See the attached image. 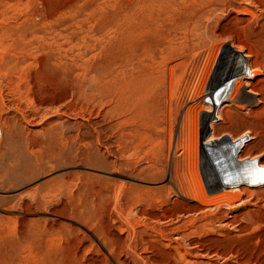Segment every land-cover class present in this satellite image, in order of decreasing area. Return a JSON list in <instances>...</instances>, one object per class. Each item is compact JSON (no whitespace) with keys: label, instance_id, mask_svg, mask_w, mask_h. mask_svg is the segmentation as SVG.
I'll use <instances>...</instances> for the list:
<instances>
[{"label":"rangeland","instance_id":"obj_1","mask_svg":"<svg viewBox=\"0 0 264 264\" xmlns=\"http://www.w3.org/2000/svg\"><path fill=\"white\" fill-rule=\"evenodd\" d=\"M199 1L0 0V264H264L263 185H250L249 188L255 194L246 193L239 204L226 206V202L223 204L220 200L208 209L201 208L199 203H196L197 208L194 207V201L186 200L174 191L177 176L173 162L178 160V172L184 168L186 175L189 167L178 146L180 141L175 139L178 124L173 123L174 110L186 95L185 91H181L185 84L182 81L189 78V69L192 70L195 64V60L190 57L205 48L204 42L200 40L207 39V31L209 33L210 29L216 27L215 32L223 37L234 39L235 36L236 40L240 35L248 36V43L253 42L264 55V0ZM194 3L197 9L195 5L191 6ZM140 5L146 11L143 8L141 11ZM137 10L141 12H135ZM152 19L155 22L150 21ZM236 19L239 21L235 22ZM183 20H189V24L197 22V28H192L198 34L192 29L187 31L188 35H184L181 28ZM119 21L123 27L126 25L124 30ZM143 22H151L149 28L147 24L144 27L147 30L143 29ZM136 23L142 26L141 30ZM205 25L207 31L204 30ZM234 25L244 28H231ZM133 29L136 31L130 34ZM119 30L130 31L125 32V35L122 33L123 36ZM156 31L161 38L156 36ZM136 34L140 35V40L138 35L133 36ZM251 34L258 35L255 37ZM122 36L127 41L131 39L133 44ZM185 36L197 40L198 44L192 50L188 49L187 44L193 40ZM258 36L263 38L259 39ZM162 37L168 42H164ZM185 41L189 43L185 45ZM256 42H260L258 44L262 45V50ZM171 46H175V49ZM131 50L134 52H129ZM172 50L177 52L173 53ZM183 50L189 54L185 51L184 54ZM143 53L146 56H142ZM183 59L190 62L182 63ZM151 62L149 68L148 63ZM162 67L165 68L162 70ZM155 69L156 72L153 71ZM178 70L181 74H178ZM112 72L119 79L109 78ZM136 73V77L141 76L143 79H135L133 76ZM167 76L176 82L169 81ZM154 77L155 81L152 79ZM157 78H160L159 82ZM129 79L133 82L131 85L125 82ZM143 80L152 85L145 83L147 86H140ZM257 81L255 83L258 86L255 83L254 86L257 92L262 87L258 92L261 99L257 96L261 101L257 106L244 103V110L238 111V121L225 125L230 130L235 127L233 136L250 126V132L256 136L255 141L264 138V82L261 83L264 81V70ZM170 82L171 89L168 90ZM138 86L146 89V93H140L144 89ZM130 90L135 91L132 94L134 96L138 92L143 94L141 97L138 94L139 98L135 96L137 103L133 101ZM124 94H130L127 95L130 100L127 96L123 98ZM176 96L181 99L177 100ZM127 100L130 102L126 103ZM247 108L249 111L252 108L253 114ZM172 123V131L175 132H172L170 139L167 125L171 126ZM198 137L197 164L194 167L206 187L201 167L202 138L200 134ZM240 141H248V136L236 142ZM261 147V144L255 145L250 150L255 153ZM169 175L171 183L167 181ZM214 195L207 194L212 198ZM172 254L173 257L174 254L179 256L174 259Z\"/></svg>","mask_w":264,"mask_h":264},{"label":"bare ground","instance_id":"obj_2","mask_svg":"<svg viewBox=\"0 0 264 264\" xmlns=\"http://www.w3.org/2000/svg\"><path fill=\"white\" fill-rule=\"evenodd\" d=\"M159 1V0H158ZM199 1V0H198ZM206 1V0H205ZM244 1V0H243ZM20 2V1H19ZM138 2V1H137ZM200 3H202L201 1H199ZM249 2V1H248ZM25 3V2H24ZM145 3V2H144ZM243 3V2H242ZM142 4V3H141ZM150 4V3H149ZM208 4H209V2H208ZM207 4V5H208ZM217 4V3H216ZM26 5V4H25ZM136 5V4H135ZM183 5V4H182ZM184 5H186V13L188 12L187 11V3H185ZM190 5V4H189ZM193 5H195V3L194 4H192L191 6H193ZM141 6V5H140ZM139 6V8H141L140 10L142 11V8H143V10H144V7H140ZM148 6H150V5H148ZM196 6H197V4L195 5V8H196ZM199 6V5H198ZM244 6H245V4H244ZM264 6V5H263ZM212 7V9H213V6H211ZM210 7V8H211ZM216 7V6H215ZM247 7V6H246ZM246 7H244L245 8V10H246ZM254 7V6H253ZM20 8V7H19ZM176 8V7H175ZM183 8H184V6H183ZM198 8V7H197ZM196 8V9H197ZM202 8V7H201ZM210 8H208V9H210ZM230 8V7H229ZM14 9V8H13ZM35 9V8H34ZM136 9V8H135ZM185 9V8H184ZM184 9H182V11L184 10ZM189 9V8H188ZM190 9L192 10V8L190 7ZM207 9V10H208ZM252 9V8H251ZM17 10V9H16ZM131 10V9H130ZM139 10V9H138ZM135 11V12H139V11ZM200 10V9H199ZM205 10H206V8H205ZM204 10V11H205ZM214 10V9H213ZM216 10V9H215ZM248 10V9H247ZM133 11V10H132ZM140 11V12H141ZM144 11H146V10H144ZM143 11V12H144ZM190 11V10H189ZM219 11V10H218ZM228 11V10H227ZM249 11V10H248ZM255 11V10H254ZM128 12V11H127ZM139 12V13H140ZM153 13H154V11H152ZM160 12V11H159ZM181 12V11H180ZM184 12V11H183ZM183 12H181V14H183ZM184 12V13H185ZM199 12V11H198ZM213 12V11H212ZM215 12V11H214ZM222 12V11H221ZM245 12H247V11H245ZM151 13V12H150ZM193 13V12H192ZM207 13H208V11H207ZM223 13V12H222ZM124 14V13H123ZM143 14V13H142ZM144 14H147V13H144ZM180 14V13H179ZM190 14V13H189ZM200 14H202V13H200ZM249 14V13H248ZM247 14V15H248ZM254 13H252V14H250L251 16L253 15ZM257 14V13H256ZM1 15V14H0ZM132 15V14H131ZM134 15V14H133ZM138 15V14H137ZM174 15V14H173ZM183 15H187V14H183ZM223 15V14H222ZM2 16H3V14H2ZM23 16H25V15H23ZM125 16V15H124ZM136 16V15H135ZM135 16H133V17H135ZM147 16V15H146ZM176 16H178V15H176ZM179 16H181V15H179ZM188 16V15H187ZM192 16V15H191ZM205 16V19H206V15H204ZM212 16V15H211ZM26 17H28V16H26ZM128 17V16H127ZM138 17V16H137ZM140 17H141V15H140ZM144 17H145V15H144ZM148 17V16H147ZM164 17V16H163ZM189 17V16H188ZM207 17L209 18V20H210V17L207 15ZM4 18V17H3ZM129 18V17H128ZM146 18V17H145ZM145 18H143V19H145ZM148 18H150V17H148ZM158 18V17H157ZM190 18V17H189ZM203 18V17H202ZM212 18V17H211ZM213 18H214V16H213ZM236 18V17H235ZM255 18V17H254ZM16 19V18H15ZM14 19V20H15ZM122 19V18H121ZM138 19V18H137ZM143 19H142V21H143ZM151 19V18H150ZM186 19V18H185ZM204 19V20H205ZM220 19H221V17H220ZM245 19V18H244ZM126 20V19H125ZM136 20V19H135ZM134 20V22H136ZM139 20H140V18H139ZM148 21H149V19H147ZM197 20H199V19H197ZM208 20V21H209ZM212 20V19H211ZM210 20V21H211ZM237 20V19H236ZM243 20V19H242ZM242 20H240V21H242ZM150 21H154L155 22V20H150ZM185 20H183V23L181 24V28H182V33H183V31L185 32V33H183L184 35L186 34V35H188V30H189V32L193 29L192 27H194L195 28V26H196V28H197V22H194V23H190L189 24V20H186V21H188V22H184ZM201 21H203V20H201ZM200 21V22H201ZM207 20H206V22H208ZM233 21V20H232ZM239 20H237V21H235V22H238ZM247 21V20H246ZM19 22V21H18ZM117 22V21H116ZM123 22V21H122ZM121 22V23H122ZM134 22H132V23H134ZM174 22V21H173ZM216 22H217V20H216ZM252 22V21H251ZM264 22V21H263ZM23 23V22H22ZM139 23H141V25H142V22H140L139 21ZM144 24H145V22H143ZM151 23V22H150ZM149 23V24H150ZM159 23V22H158ZM171 23V22H170ZM180 23V22H179ZM203 23V22H202ZM210 23V22H209ZM228 23V22H227ZM243 23V22H242ZM255 23V22H254ZM15 24V23H14ZM147 24V27H148V22L146 23ZM146 24L145 25H143V29H145L144 27H146ZM153 24H155V23H153ZM152 24V25H153ZM214 24V23H213ZM237 24V23H236ZM235 24V25H236ZM259 24V23H258ZM107 25V24H106ZM117 25V24H116ZM119 25H120V21H119ZM131 25V24H130ZM129 25V26H130ZM136 25H137V23H136ZM172 25V24H171ZM207 25H208V23H207ZM215 25V24H214ZM230 26L231 28H234V29H236L237 28V26ZM7 26V25H6ZM18 26V25H17ZM111 26H113V24L111 25ZM118 26V25H117ZM121 27H123L122 25H120ZM126 26V25H125ZM124 26V27H125ZM137 26H139V25H137ZM157 26V25H156ZM175 26H176V23H175ZM204 26V25H203ZM210 26V25H209ZM216 26H217V24H216ZM239 26V25H238ZM241 26V25H240ZM243 26V25H242ZM247 26V25H246ZM245 26V27H246ZM116 27V26H115ZM114 27V28H115ZM124 27L123 28H121L122 30H124ZM134 27V26H133ZM248 27V26H247ZM246 27V28H247ZM264 27V26H263ZM110 28V27H109ZM117 28V27H116ZM127 28V27H126ZM132 28V27H131ZM135 28V27H134ZM137 28H142V26L140 27H137ZM149 28V27H148ZM151 28V27H150ZM159 28V27H158ZM172 28V27H171ZM177 28H179V27H177ZM205 28H206V25H205ZM220 28H222V27H220ZM238 28H244V27H238ZM238 28L236 29V30H238ZM14 29V28H13ZM113 29V28H112ZM128 29V28H127ZM126 29V30H127ZM152 29L153 30H155L156 28H155V26L153 25V27H152ZM160 29V28H159ZM167 29V28H166ZM172 29H176V27L175 28H172ZM180 29V28H179ZM199 29H204V28H201V27H199ZM198 29V30H199ZM215 29H216V27H215ZM215 29L213 28V29H210L209 30V33H208V31H207V28L206 29H204V30H206L207 31V39H204V40H200V41H203L204 42V46H205V48L203 49V50H200V52H196V53H193L192 54V56L190 57L191 59H193V60H195V64L193 65V68H192V70H190L189 69V72H190V76H189V78L187 79V81H186V79L185 80H181L182 82H184L183 84H184V90H181V91H185V98H184V100L179 104V103H177V102H175V103H177V107H176V109L174 110V122L173 123H177L178 124V132L176 133V138L175 139H178L180 142H178L179 144H178V146H180V148H181V150H182V155H183V157L184 158H186V160H187V164H188V174L186 175L185 174V172H183L184 171V168H183V171L182 172H178V160H176L174 157V159H175V161L173 162V163H175V168H173V170L174 171H176L175 172V174H176V178H177V183L175 184V190L174 191H177L178 192V194L180 193V195H182V196H184L185 197V199L186 200H190V201H194L195 202V205H193L194 207H196V203H199L198 205H201V206H199V208L201 207V208H209L210 206H211V204L212 205H214L215 206V203L217 204V203H219V202H221L222 201V203L223 202H226V204L225 203H223V204H225L226 206L228 205V206H230V205H233V204H239V203H241L242 201H243V197L245 196V194L246 193H248L249 195H252L253 193L255 194V191L254 192H252V190H251V188H249V186L251 185V186H256V185H263V187H264V178H262V176H261V174H260V172L258 171V169H264V159H262L263 157H264V138L263 139H260V140H256L255 141V139H256V136L254 135V134H252V132H250V129L249 128H251L249 125V128H243V131L242 132H240V134H238L237 136H233L232 134L234 133L233 131H234V128H232V130H230L229 128V126H228V128L225 126L226 124H235V122L236 121H238V111H240L242 108H243V106H244V103L246 104V103H253V105L255 104V106H257L258 104V102L259 101H261L260 99H261V97H260V93H259V95H258V92H259V90L262 88H260V86L258 87V92H257V89H256V87L254 86V83L258 80V76H259V74L261 73V71H263L264 70V55L259 51V49L255 46V45H253L252 43H248V36L247 37H241V35L240 36H236L237 37V39L235 40V36H234V39L233 38H231L230 36H225V37H223L221 34H219V33H217V32H215ZM240 29V30H241ZM249 29H251V28H249ZM116 30V29H115ZM122 30H119V31H117V32H119V33H124V35H125V32H129L130 30H128V31H124V32H121ZM134 30L135 29H133L132 30V32H130V34L131 33H133L134 32ZM141 30V29H140ZM145 30H147V28L145 29ZM152 30V31H153ZM177 30V29H176ZM194 31H195V29H193ZM203 30V31H204ZM220 31H221V29H219ZM243 30V29H242ZM4 31V30H3ZM109 31V30H108ZM111 31H113V30H111ZM136 31V30H135ZM144 30H142V32H143ZM151 31V30H150ZM157 31H159V32H161L160 30H157ZM156 31V32H157ZM201 31V30H200ZM200 31H199V33H200ZM225 31V30H224ZM228 31H229V29H228ZM228 31H226V32H228ZM263 31V30H262ZM261 30H260V32H262ZM106 32H107V30H106ZM116 32V31H115ZM138 33H142L141 31L139 32V31H137ZM148 32H149V30H148ZM167 32L169 33V31L167 30ZM166 32V33H167ZM172 32H174V31H172ZM177 32V31H176ZM187 32V33H186ZM196 32V31H195ZM198 32V31H197ZM196 32V34H198ZM223 32V31H222ZM234 32V31H233ZM241 31H239L238 33H240ZM250 32V31H249ZM253 32V31H252ZM264 32V31H263ZM102 33H103V31H102ZM108 33V32H107ZM106 33V34H107ZM113 33V32H112ZM150 33H152V32H150ZM165 33V34H166ZM167 33V34H168ZM178 33V32H177ZM179 33H181V31H179ZM181 33V34H182ZM201 33H203V32H201ZM224 33V32H223ZM236 33V32H235ZM244 33H246V31H244ZM244 33H243V36H244ZM2 34V33H1ZM59 34V33H58ZM144 34V33H143ZM146 34H147V32H146ZM154 34H155V32H154ZM192 34H193V32H192ZM195 34V36L197 37V35ZM227 34V33H226ZM229 34V33H228ZM231 34H233L234 35V33H232V29H231ZM247 34H248V30H247ZM259 34V33H258ZM258 34H256V35H258ZM261 34V33H260ZM259 34V35H260ZM264 34V33H263ZM262 34V35H263ZM4 35V34H3ZM2 35V36H3ZM123 35V34H122ZM123 35V36H124ZM127 36H128V34H126ZM138 34H136V35H133V36H137ZM161 35V34H160ZM169 35V34H168ZM180 35V34H179ZM183 35V36H184ZM200 35V34H199ZM246 35V34H245ZM252 35H254L255 37H257L255 34H251V36ZM118 36V35H117ZM121 37V38H124V37ZM139 36L140 35H138L137 37H138V39L140 40V38H139ZM145 36V35H144ZM147 36H148V34H147ZM153 36V35H152ZM156 36L157 37H159L158 36V32H157V34H156ZM194 36V35H193ZM194 36V37H195ZM203 36H205V35H202V37ZM232 36V35H231ZM264 36V35H263ZM8 37V36H7ZM116 37V36H115ZM164 37V36H163ZM163 37H162V39H163ZM172 37V36H171ZM186 37V36H185ZM195 37V38H196ZM198 37H200V36H198ZM250 37V36H249ZM259 37V39L262 37H260V36H258ZM17 38V37H16ZM119 38V37H118ZM131 38V37H130ZM147 38H149V37H147ZM159 38H161V36L159 37ZM158 38V39H159ZM165 38H167L166 37V35H165ZM173 38V37H172ZM187 38V37H186ZM189 38V37H188ZM187 38V39H188ZM253 38V37H252ZM263 38V37H262ZM261 38V39H262ZM31 39V38H30ZM124 39H126V41H127V38L125 37ZM129 39V38H128ZM138 39H134V41H137ZM144 39H145V37H144ZM158 39H157V41H158ZM185 39V38H184ZM190 39V38H189ZM196 39H198V38H196ZM199 39H201V38H199ZM251 39V38H250ZM258 39V38H257ZM8 40V39H7ZM164 40V39H163ZM168 40V39H167ZM166 39L164 40V42H168ZM179 40H180V38H179ZM186 40V39H185ZM190 40H193V39H190ZM248 40V41H247ZM251 40H253V39H251ZM254 40H256V39H254ZM4 41V40H3ZM125 41V42H126ZM129 41H130V43L131 44H133L132 42V40L131 39H129ZM129 41H127V42H129ZM132 41V42H131ZM147 41V40H146ZM181 41V40H180ZM182 41H183V38H182ZM197 41V40H196ZM196 41H190L191 43H189L188 41V43L189 44H187V42L185 43V42H183V43H185V45L187 44L188 46V49L189 50H192L193 49V47H195L198 43H196ZM257 41H259V40H257ZM6 42V41H5ZM122 42V41H121ZM163 42V43H164ZM169 42L171 43V41L169 40ZM264 42V41H263ZM7 43V42H6ZM10 43V42H9ZM158 43V42H157ZM182 43V42H181ZM258 43H260V42H258ZM257 42H256V44H258ZM24 44V43H23ZM37 44V43H36ZM100 44V43H99ZM154 44H156V43H154ZM174 44V43H173ZM178 44V43H177ZM254 44H255V42H254ZM105 45V44H104ZM117 45V44H116ZM125 45V44H124ZM123 45V46H124ZM172 45V44H171ZM176 45V44H175ZM180 45V44H179ZM259 45V44H258ZM261 45V44H260ZM260 45H259V48L262 50V48L260 47ZM263 45V46H262ZM261 46L262 47H264V44H262ZM119 46V45H118ZM127 46H128V43H127ZM127 46H125V47H127ZM151 46V45H150ZM154 46H156V45H154ZM117 47V46H116ZM171 47H173V46H171ZM170 47V48H171ZM176 47H177V45H176ZM203 47V46H202ZM109 48V47H108ZM113 48V47H112ZM132 48H134V47H132ZM146 48H148V47H146ZM163 48V47H162ZM168 48H169V45H168ZM174 49H175V46L173 47ZM99 49V48H98ZM135 49V48H134ZM158 49V48H157ZM156 49V51H158ZM167 49V48H166ZM173 49V50H174ZM27 50V49H26ZM29 50V49H28ZM27 50V51H28ZM129 50V49H128ZM169 50V54H170V49H168ZM172 50V51H173ZM177 50H178V48H177ZM6 51V50H5ZM160 52H161V47H160V50H159ZM165 51H167V50H165ZM171 51V52H172ZM182 51V50H181ZM185 50H183V52H184ZM129 52H132V50L131 51H129ZM133 52H134V50H133ZM132 52V53H133ZM163 52V51H162ZM175 51H173V53H174ZM177 52V51H176ZM175 52V53H176ZM180 52V51H179ZM183 52H182V54H183ZM186 52V51H185ZM185 52H184V54H185ZM190 52V51H189ZM122 53V52H121ZM168 52H166V54H167ZM187 54H189L188 52H186ZM14 54V53H13ZM22 54V53H21ZM24 54V53H23ZM145 53H143V55L142 56H146V55H144ZM147 54H149V53H147ZM172 54V53H171ZM180 54V53H179ZM186 54V55H187ZM27 55V54H26ZM110 55V54H109ZM112 55V54H111ZM110 55V56H111ZM114 55H116V54H114ZM139 55V54H138ZM150 55V54H149ZM157 55V54H156ZM173 55V54H172ZM171 55V56H172ZM176 55V54H175ZM25 56V55H24ZM170 56V55H169ZM4 57V56H3ZM21 57V56H20ZM31 57V56H30ZM115 57V56H114ZM117 57V56H116ZM115 57V58H116ZM119 57V56H118ZM121 57V56H120ZM159 57V56H158ZM166 57H168V55H166ZM178 57V56H177ZM16 58V57H15ZM123 58V57H122ZM140 58H141V60H140ZM140 58H138L140 61H141V63L142 64H144L143 62H142V57H140ZM146 58V57H145ZM144 58V59H145ZM151 58V57H150ZM149 58V59H150ZM156 58V57H155ZM171 58V57H170ZM172 58H174V57H172ZM1 59V58H0ZM119 59V58H118ZM147 59H148V56H147ZM146 59V60H147ZM159 59V58H158ZM178 59H179V57H178ZM113 60V59H112ZM137 60V59H136ZM175 60H177L176 58H175ZM182 60V59H181ZM192 60V61H193ZM149 61V60H148ZM156 61V60H155ZM154 61V62H155ZM159 60H157V62H158ZM162 61V60H161ZM163 61H165V60H163ZM178 61V60H177ZM150 62V61H149ZM154 62H153V66H154ZM156 62V63H157ZM160 62V61H159ZM158 62V63H159ZM166 62V61H165ZM176 62V61H175ZM187 62V59H183V61H182V63H186ZM190 62V60L187 62V63H189ZM136 63H138V62H136ZM155 63V64H156ZM180 62H178V64H179ZM181 63V64H182ZM186 63V64H187ZM160 64V63H159ZM164 64H166V63H164ZM174 64V63H173ZM176 64V63H175ZM191 64V63H190ZM190 64H188L189 65V67H190ZM147 65V64H146ZM148 65L150 66L149 68H151V66H152V62H151V64H149L148 63ZM161 65V64H160ZM162 65H163V63H162ZM192 65V64H191ZM163 66H165V65H163ZM170 66V65H169ZM186 66V65H185ZM184 66V67H185ZM4 67V66H3ZM8 67V66H7ZM114 67V66H113ZM158 66H156L155 68H157ZM175 67V66H174ZM187 67V66H186ZM148 68V69H149ZM165 68V67H164ZM163 67L161 68L162 70L164 69ZM169 68V67H168ZM168 68H167V70H168ZM182 68V67H181ZM126 69V68H125ZM132 69V68H131ZM142 69V68H141ZM153 69H154V67H153ZM159 69V68H158ZM161 69H159L160 71L159 72H162L161 71ZM171 69H174L173 67H172V65H171ZM183 69H185V68H182V70ZM117 70V69H116ZM128 70V69H127ZM150 70V69H149ZM148 70V71H149ZM156 70L157 69H155V70H153V71H155L156 72ZM169 70H170V68H169ZM180 70V69H179ZM178 70V74H181V72ZM174 71H175V69H174ZM173 71V74L175 73ZM187 71V70H186ZM13 72H15V71H13ZM111 72V71H110ZM180 72V73H179ZM184 72H185V70H184ZM183 72V73H184ZM104 73V72H103ZM108 73H109V71H108ZM148 72H145L144 71V74L146 75ZM152 73V72H151ZM151 73H149V74H151ZM154 73V72H153ZM158 73V72H157ZM171 73H172V71H171ZM177 73V72H176ZM187 73H188V71H187ZM186 73V74H187ZM115 74V76H117V74L116 73H114ZM129 74V73H128ZM127 74V75H128ZM143 74V75H144ZM14 75V74H13ZM101 75H104V74H101ZM122 75V74H121ZM138 74L136 73V75L135 76H133V77H135V79L137 78V79H141L140 77H136ZM144 75V76H145ZM148 75V74H147ZM167 75H168V71H167ZM174 75H176V74H174ZM184 75H185V73H184ZM184 75H182L183 77L182 78H184ZM188 75V74H187ZM172 75L170 74V77H171ZM22 77V76H21ZM112 77H114V75H113V72H112V74H111V77L109 76V78H112ZM129 77H132L131 75L129 76ZM164 76H162V78H163ZM124 78V77H123ZM161 78V77H160ZM160 78L158 79H156L157 81L158 80H160ZM262 78V80H263V77H261ZM260 78V79H261ZM113 79H119V76H118V78H113ZM112 79V80H113ZM143 79V78H142ZM148 80H149V78H147ZM153 79V81H155L154 79H155V77L154 78H152ZM167 79H168V76H167ZM179 79V78H178ZM115 80V81H116ZM147 80V81H148ZM169 80V79H168ZM18 81V80H17ZM114 81V80H113ZM119 81V80H118ZM121 81H123V79L121 80ZM125 81V80H124ZM152 81V82H153ZM169 81H174V79L173 80H169ZM178 81V80H177ZM103 82V81H102ZM106 82V81H105ZM105 82H104V84H105ZM125 82H128L130 85L133 83L132 82V80L131 79H129V80H127V81H125ZM143 82H144V80H143ZM139 83L140 84V86H141V84H143V87H145V86H147V85H152V83L150 82V83H146V81L144 82V83ZM159 82V81H158ZM174 82H176V81H174ZM258 82V81H257ZM263 82L264 81H262L261 83L263 84ZM119 82H117V84H118ZM121 83H123V82H121ZM127 83V84H128ZM147 85H146V84ZM154 83L155 82H153V85H154ZM173 83V82H172ZM18 84V83H17ZM103 84V85H104ZM124 84V83H123ZM123 84H121V86L123 87ZM126 84V83H125ZM178 84V83H177ZM176 83L174 84V85H177ZM182 84V83H181ZM256 84V83H255ZM259 84H260V81H259ZM262 84H261V86H262ZM109 85V84H108ZM111 85V84H110ZM118 85H120V83L118 84ZM173 85V86H174ZM257 85V84H256ZM17 86V85H16ZM125 86V85H124ZM127 86V85H126ZM156 87L158 86L157 84L155 85ZM155 86H153L154 88H155ZM168 86L170 87V88H168V90L169 89H171V82H170V85L168 84ZM179 86H180V83H179ZM258 86V85H257ZM109 87V86H108ZM139 87V86H138ZM141 88V87H139V89L141 88L142 90L144 89V88ZM152 87V88H153ZM176 88H177V86H175ZM175 87H173V88H175ZM180 87H182V86H180ZM110 88V87H109ZM124 88V87H123ZM153 88V89H154ZM263 88H264V86H263ZM134 88H132L131 90H133ZM138 89V88H137ZM153 89H151V90H153ZM177 89H179V88H177ZM177 89H175L174 91V94L176 93V90ZM182 89V88H181ZM130 90V94H131V96H133V98H134V100L133 101H135V96H137L138 97V94H139V97H141V95H143V94H141L140 95V93H146L145 92V90L146 89H144L143 91H141V90H139V91H141L140 93L138 92L135 96L134 95H132L133 94V92H135V91H131ZM148 90V92H149V88L147 89ZM173 90V89H172ZM129 92V91H128ZM119 93V92H118ZM150 93H152V91L150 92ZM149 93V94H150ZM263 93H264V91H263ZM262 93V94H263ZM130 94H124V96H123V98L125 97V96H127V95H130ZM169 94V93H168ZM171 94H172V91H171ZM174 94H172L173 96H174ZM118 95H120V94H118ZM118 95H117V97H118ZM122 95V94H121ZM146 95V94H145ZM147 96H148V93H147ZM153 96V95H152ZM156 96V95H155ZM169 96V95H168ZM172 96V97H173ZM257 96H259L260 97V99L259 98H257ZM263 96V95H262ZM116 97V98H117ZM121 97V96H120ZM136 97V99L138 100V98ZM142 97H144V96H142ZM170 97H171V95H170ZM181 97H182V95H181ZM127 98H128V96H127ZM127 98H125V99H127ZM130 98V97H129ZM128 98V99H129ZM145 98V97H144ZM143 98V100L142 101H144L145 99ZM176 98H177V96H176ZM178 98H180L179 96H178ZM178 98H177V100H178ZM118 99V98H117ZM122 99V98H121ZM142 99V98H141ZM181 99V98H180ZM264 99V98H263ZM3 100V99H2ZM123 100V99H122ZM122 100H121V102H122ZM130 100V99H129ZM129 100H127L128 102H126V103H129L130 101ZM117 101H119L120 102V100H117ZM132 101V102H133ZM141 100H139V102H140ZM163 101V100H162ZM264 101V100H263ZM262 101V102H263ZM120 102V103H121ZM136 102V101H135ZM138 102V103H139ZM145 102V101H144ZM261 102V103H262ZM1 103V102H0ZM123 103V102H122ZM126 103H124V104H126ZM137 103V102H136ZM150 103V102H149ZM169 103V102H168ZM5 105V103L4 102H2V105ZM131 104V103H130ZM130 104H129V106H130ZM133 104H135L134 102H133ZM143 104V103H142ZM164 104V103H163ZM260 104V103H259ZM1 105V104H0ZM3 105V106H4ZM114 105H115V102H114ZM117 105H118V103H117ZM122 105V104H121ZM262 105H263V103H262ZM131 106H133L132 104H131ZM130 106V107H131ZM138 106H140V105H138ZM175 106V105H174ZM254 106V107H255ZM261 106V105H260ZM6 107V106H5ZM122 107H124V106H122ZM136 107H137V105H136ZM143 107H144V105H143ZM146 107V106H145ZM151 107V106H150ZM263 107V106H262ZM261 107V108H262ZM125 108V107H124ZM133 108H135V107H133ZM256 108V107H255ZM260 108V107H259ZM259 108H257V109H259ZM260 108V109H261ZM5 109V108H4ZM131 109V108H130ZM129 108L127 109V110H130ZM248 109V108H247ZM256 109V110H257ZM264 109V108H263ZM1 110H2V107H0V115H1ZM136 110V109H135ZM242 110H244V109H242ZM251 110H252V108H251ZM250 110V111H251ZM138 111H139V108H138ZM144 111V110H143ZM249 111V109H248V112H250ZM263 111V110H262ZM6 112H7V110H6ZM140 112H142V110L140 111ZM242 112V111H241ZM252 112V111H251ZM254 112V111H253ZM253 112H252V114H253ZM168 113V112H167ZM166 113V114H167ZM169 113H171V109H170V111H169ZM177 113H178V115H179V117L177 116ZM257 113H259V112H257ZM262 113V112H261ZM260 113V114H261ZM134 114V113H133ZM159 114V113H158ZM168 115H170V114H168ZM255 115V114H254ZM136 117V116H135ZM239 117H240V115H239ZM126 118V117H125ZM139 118V117H138ZM137 118V119H138ZM241 118H243V117H241ZM255 118L257 119L258 117H256L255 116ZM140 119V118H139ZM172 119V118H171ZM250 119V118H249ZM255 119V120H256ZM131 120V119H130ZM255 120H253V121H255ZM135 121V120H134ZM240 121V120H239ZM243 121V120H242ZM244 121H245V119H244ZM243 121V122H244ZM258 121H259V119H258ZM131 122V121H130ZM129 122V123H130ZM257 122V121H256ZM173 123H172V125L170 126L169 124L167 125V127L170 129V131H169V133H167V134H169L168 136H170V139H172L171 138V136H172V132L174 131H172V126H173ZM239 123V122H238ZM245 123V122H244ZM247 123V122H246ZM253 124V123H252ZM148 125H149V123H148ZM176 125V124H175ZM150 126H152V125H150ZM231 126V125H230ZM242 126H243V124H242ZM261 126V125H260ZM142 127V126H141ZM174 127V126H173ZM232 127V126H231ZM263 127V126H262ZM162 128H163V126H162ZM264 128V127H263ZM134 129V128H133ZM160 129V128H159ZM175 129V128H174ZM237 129V128H236ZM235 129V130H236ZM238 129H239V127H238ZM254 129V128H253ZM256 129V128H255ZM164 130V129H163ZM166 130V131H167ZM198 130H199V132H198ZM258 130V129H257ZM0 131H1V127H0ZM134 131H136V130H134ZM155 131V130H154ZM167 131V132H168ZM239 131H240V129H239ZM254 131V130H253ZM156 132V131H155ZM154 132V133H155ZM175 132V131H174ZM237 133V132H236ZM127 134V133H126ZM138 134V133H137ZM136 134V135H137ZM146 134V133H145ZM175 134V133H174ZM199 134H200V137L202 138V141L200 142V154H201V167H202V171H203V174H204V180H205V185H206V187H204L203 186V184L201 183V180H200V178H199V176H198V174H197V171H196V166L194 167V165H196L197 163L195 162V160L197 159L195 156H198V155H196L197 153H196V150H197V146H198V142H197V139L199 138L198 136H199ZM135 135V136H136ZM142 135H144V134H142ZM148 135V134H147ZM256 135H259V134H256ZM262 135H264V132L262 133ZM134 136V135H133ZM167 136V135H166ZM248 136V141H240L239 143L238 142H236V141H238V140H242V138L244 137H247ZM132 137V136H131ZM150 137V136H149ZM140 138V137H139ZM146 138V137H145ZM167 138V137H166ZM144 139V138H143ZM170 139H169V141H170ZM130 140V139H129ZM147 140H148V138H147ZM168 140V139H167ZM178 140H176V141H178ZM139 141V140H138ZM156 141H159V140H156ZM176 141H175V143H174V145L176 144ZM199 141V140H198ZM155 141H153V143H154ZM136 143V142H135ZM158 143V142H157ZM236 143H238L239 145H238V147H237V145H236ZM125 144V143H124ZM152 144V143H151ZM259 144H261L262 145V147L260 148V150H256L257 152H255V153H252L251 152V147L252 146H254L255 147V145L257 146V145H259ZM140 146V145H139ZM143 146V145H142ZM154 146V145H153ZM167 146V145H166ZM168 146H170V145H168ZM177 145H175V148H177L176 147ZM127 147V146H126ZM150 147V146H149ZM131 148V147H130ZM126 149V148H125ZM140 149V148H139ZM151 149V148H150ZM168 149V148H167ZM132 150V149H131ZM168 150H170V149H168ZM178 150V149H177ZM176 151V150H175ZM180 153V152H179ZM199 153V152H198ZM159 155V154H158ZM176 157V156H175ZM158 158V157H157ZM196 158V159H195ZM167 159H168V157H167ZM170 159V158H169ZM181 160H183V159H181ZM151 161V160H150ZM167 162H168V160H167ZM180 162V161H179ZM199 162V161H198ZM184 163V162H183ZM182 163V164H183ZM168 165V164H167ZM169 165H170V163H169ZM181 166V165H180ZM154 167V166H153ZM186 167V166H185ZM159 168V167H158ZM187 168V167H186ZM154 169V168H153ZM158 170V169H157ZM160 170V169H159ZM171 170V169H170ZM154 173V172H153ZM156 173V172H155ZM170 173V172H169ZM168 174V173H167ZM179 174V175H178ZM150 175H151V173H150ZM149 176V175H148ZM170 176L171 175H169L168 176V178L167 177H165V178H167V181L168 182H170ZM224 176H228V177H224ZM135 178V177H134ZM163 178V177H162ZM172 179V178H171ZM141 180V179H140ZM140 182V181H139ZM172 182V181H171ZM170 182V183H171ZM176 182V181H175ZM147 183V182H146ZM149 183V182H148ZM155 183V182H154ZM153 183V184H154ZM157 184H158V182H157ZM159 186H161V184L159 185ZM147 187H149V186H147ZM173 187V186H172ZM166 188V187H165ZM258 188V187H257ZM258 189H260V187L258 188ZM262 189V188H261ZM173 190V189H172ZM152 191V190H151ZM173 191V192H174ZM258 191H260V190H258ZM132 192V191H131ZM130 192V193H131ZM167 192V191H166ZM211 193H215V195H214V197L212 198V197H208L207 196V194H211ZM262 194V193H261ZM261 194H259V195H261ZM264 195V194H263ZM262 195V196H263ZM132 196V195H131ZM171 196V195H170ZM212 196V195H211ZM254 196V195H253ZM261 196V197H262ZM133 197V196H132ZM256 197V196H255ZM150 198V197H149ZM246 198V197H245ZM245 198H244V200H245ZM248 198V197H247ZM259 198V197H258ZM263 198H264V196H263ZM160 199V198H159ZM158 199V200H159ZM174 199V198H173ZM221 200V201H220ZM246 200H248V199H246ZM264 200V199H263ZM165 201V200H164ZM174 201V200H173ZM258 201V200H257ZM144 202V201H143ZM176 202V201H175ZM188 202V201H187ZM261 202V201H260ZM165 203V202H164ZM193 203V202H192ZM221 203V204H222ZM246 203V202H245ZM248 203V202H247ZM264 203V202H263ZM159 204V203H158ZM221 204H219V205H221ZM249 204V203H248ZM258 204V203H257ZM160 205V204H159ZM244 205V204H243ZM262 205V204H261ZM162 206V205H161ZM177 207V206H176ZM191 207V206H190ZM232 207H234V206H232ZM261 207V206H260ZM197 208V207H196ZM195 208V209H196ZM200 208V209H201ZM213 208V207H212ZM217 208H218V205H217ZM194 209V208H193ZM168 210V209H167ZM172 210V209H171ZM170 210V211H171ZM213 210V209H212ZM169 211V210H168ZM211 211V210H210ZM212 212V211H211ZM169 213H171V212H169ZM197 213V212H196ZM203 213V212H202ZM212 213H214V212H212ZM223 213V212H222ZM227 213V212H226ZM241 213V212H240ZM246 213V212H245ZM191 214V213H190ZM207 214V213H206ZM239 214V213H238ZM253 214V213H252ZM166 215V214H165ZM178 215V214H177ZM202 215H205V213L204 214H202ZM246 215V214H245ZM144 216V215H143ZM169 216V215H168ZM171 216V215H170ZM207 216V215H206ZM213 216V215H212ZM219 216V215H218ZM218 216H216V217H218ZM221 216V215H220ZM230 216V215H229ZM185 217V216H184ZM208 217H210V216H208ZM216 217H214V219L216 218ZM223 217V216H222ZM221 217V218H222ZM191 218V217H190ZM194 218V217H193ZM192 218V219H193ZM213 218V217H212ZM187 219H189V217L187 218ZM205 219V218H204ZM207 219V218H206ZM172 220V219H171ZM216 220H218V219H216ZM224 220V219H223ZM184 221V220H183ZM199 221H201V220H199ZM222 221V220H221ZM214 222V221H213ZM219 222V221H218ZM239 222V221H238ZM200 224V223H199ZM226 224V223H225ZM180 225V224H179ZM201 225V224H200ZM205 225V224H204ZM203 225V226H204ZM218 225V224H217ZM190 226V225H189ZM177 227V226H176ZM194 227V226H193ZM209 227V226H208ZM234 227V226H233ZM146 228V227H145ZM148 228V227H147ZM174 228V227H173ZM199 228V227H198ZM207 228V227H206ZM213 229V228H212ZM183 230V229H182ZM145 231V230H144ZM178 232V231H177ZM182 232V231H181ZM161 234V233H160ZM163 234V233H162ZM184 234V233H183ZM185 234H186V232H185ZM204 234V233H203ZM180 235H182V234H180ZM179 235V236H180ZM185 238V237H184ZM168 241V240H167ZM174 241H176V240H174ZM169 245V244H168ZM148 246V245H147ZM154 246V245H153ZM156 246V245H155ZM174 246V245H173ZM158 249V248H157ZM177 251H178V249H177ZM180 251V250H179ZM158 252V251H157ZM197 252V251H196ZM167 253V252H166ZM198 253V252H197ZM135 254V253H134ZM168 254V253H167ZM176 257H178L179 255L178 254H174ZM178 255V256H177ZM174 256V257H175ZM172 258H174L173 257V254H172V256H171ZM175 257V258H176ZM184 257V256H183ZM200 257V256H199ZM150 258V257H149ZM171 258V259H172ZM174 258V259H175ZM160 260V259H159ZM155 261V260H154ZM173 261V260H172ZM177 261H178V259H177ZM184 261V260H183ZM124 263V262H123ZM175 263V262H174ZM187 263V262H186ZM121 264V263H120ZM179 264V263H178Z\"/></svg>","mask_w":264,"mask_h":264},{"label":"snow or ice","instance_id":"obj_3","mask_svg":"<svg viewBox=\"0 0 264 264\" xmlns=\"http://www.w3.org/2000/svg\"><path fill=\"white\" fill-rule=\"evenodd\" d=\"M258 171L260 172L262 178H264V169H258Z\"/></svg>","mask_w":264,"mask_h":264},{"label":"built area","instance_id":"obj_4","mask_svg":"<svg viewBox=\"0 0 264 264\" xmlns=\"http://www.w3.org/2000/svg\"><path fill=\"white\" fill-rule=\"evenodd\" d=\"M1 136H2V133H1V131H0V139H1Z\"/></svg>","mask_w":264,"mask_h":264}]
</instances>
